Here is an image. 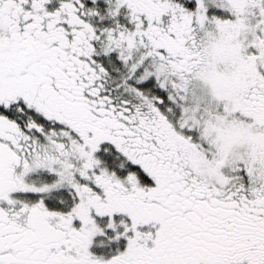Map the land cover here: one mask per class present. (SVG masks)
Returning a JSON list of instances; mask_svg holds the SVG:
<instances>
[{
    "label": "snow or ice",
    "instance_id": "snow-or-ice-1",
    "mask_svg": "<svg viewBox=\"0 0 264 264\" xmlns=\"http://www.w3.org/2000/svg\"><path fill=\"white\" fill-rule=\"evenodd\" d=\"M0 264H264V0H0Z\"/></svg>",
    "mask_w": 264,
    "mask_h": 264
}]
</instances>
